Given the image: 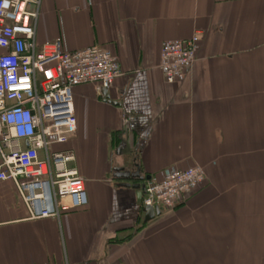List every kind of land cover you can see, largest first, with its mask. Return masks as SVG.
<instances>
[{"label": "crops", "instance_id": "obj_1", "mask_svg": "<svg viewBox=\"0 0 264 264\" xmlns=\"http://www.w3.org/2000/svg\"><path fill=\"white\" fill-rule=\"evenodd\" d=\"M196 33L195 64L166 83L163 43ZM59 38L112 51L123 76L74 89L86 207L33 220L0 183V264H264V0H41L37 44ZM193 166L202 187L150 221L123 186Z\"/></svg>", "mask_w": 264, "mask_h": 264}, {"label": "built area", "instance_id": "obj_2", "mask_svg": "<svg viewBox=\"0 0 264 264\" xmlns=\"http://www.w3.org/2000/svg\"><path fill=\"white\" fill-rule=\"evenodd\" d=\"M41 0H0V183L12 181L29 218H60L88 205L85 180L67 145L77 131L74 89L93 85L103 95L123 76L118 58L98 46L68 51L63 40L36 41ZM202 33L164 42L166 83L185 78L197 60ZM205 181L199 166L145 180L142 204L170 209Z\"/></svg>", "mask_w": 264, "mask_h": 264}, {"label": "water", "instance_id": "obj_3", "mask_svg": "<svg viewBox=\"0 0 264 264\" xmlns=\"http://www.w3.org/2000/svg\"><path fill=\"white\" fill-rule=\"evenodd\" d=\"M123 186L126 188L132 187L135 190H140L141 188H143V185H140V184L132 186L128 183V184H124ZM141 196H142L141 193H139L138 198L140 199ZM143 212L145 213V220L150 221V220L154 219L156 216L160 215L162 211L160 208H157V207L156 208L144 207Z\"/></svg>", "mask_w": 264, "mask_h": 264}, {"label": "trees", "instance_id": "obj_4", "mask_svg": "<svg viewBox=\"0 0 264 264\" xmlns=\"http://www.w3.org/2000/svg\"><path fill=\"white\" fill-rule=\"evenodd\" d=\"M65 146L66 145H63V146H57V147H55V150H67V149H65ZM204 184V183H203ZM202 184V185H203ZM202 185L197 189V190H195L193 193H191L189 196H191V195H193L194 193H196L201 187H202ZM188 196V197H189Z\"/></svg>", "mask_w": 264, "mask_h": 264}]
</instances>
